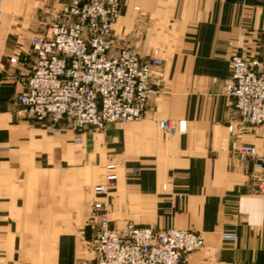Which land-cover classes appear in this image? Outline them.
<instances>
[{
	"label": "crops",
	"instance_id": "1",
	"mask_svg": "<svg viewBox=\"0 0 264 264\" xmlns=\"http://www.w3.org/2000/svg\"><path fill=\"white\" fill-rule=\"evenodd\" d=\"M0 2L14 24L0 26V264L92 262L94 188L108 163L119 176L113 226L200 232L205 245L187 264H264V196L252 162L235 153L244 142L264 153V125L240 128L225 91L234 53L264 61V0H121L113 33L142 59L162 58L158 91L143 119L81 138L68 128L48 133L15 103L35 64L31 34L43 31L49 7L71 0ZM164 119L186 129L166 133Z\"/></svg>",
	"mask_w": 264,
	"mask_h": 264
},
{
	"label": "built area",
	"instance_id": "2",
	"mask_svg": "<svg viewBox=\"0 0 264 264\" xmlns=\"http://www.w3.org/2000/svg\"><path fill=\"white\" fill-rule=\"evenodd\" d=\"M47 12L46 30L29 38L36 59L16 97L20 114L46 122L48 133L67 122L76 136L89 126L141 120L155 92L152 75L163 60L154 55L141 61L138 52L119 43L113 24L121 14L120 0H71ZM2 15L0 2V23ZM10 61L16 63L17 58ZM231 69L226 91L234 100L240 125H263L264 62L235 54ZM159 125L171 134L186 129L182 121L164 119ZM235 152L241 161L252 162V182L264 196V153L250 143H240ZM116 170L115 164L107 166L105 181L95 187L98 194L116 184ZM108 207L105 199L94 203L93 264H187L185 255L205 245L202 234L192 229L155 231L132 223L112 229ZM262 227L264 233V209Z\"/></svg>",
	"mask_w": 264,
	"mask_h": 264
},
{
	"label": "rangeland",
	"instance_id": "3",
	"mask_svg": "<svg viewBox=\"0 0 264 264\" xmlns=\"http://www.w3.org/2000/svg\"><path fill=\"white\" fill-rule=\"evenodd\" d=\"M120 4H121V0H120ZM135 8L136 9H139V7L138 6H135ZM121 10H122V8H121ZM42 12V11H41ZM46 13H48L47 11H46ZM7 14V13H6ZM48 19L49 18H47L46 17V19L44 20V24H42L45 28L43 29V31L42 32H44L45 30H46V28H47V24H48ZM3 20L4 21H7L8 19H5L4 17L2 18V22L0 23V26H1V24L3 23ZM117 21V20H116ZM12 22H5V24L7 25V26H12V25H14L13 23L11 24ZM42 32H38V33H33V34H31V37L32 36H34V35H41V33ZM134 49V48H133ZM135 50V49H134ZM136 52H138L137 50H135ZM138 54H139V52H138ZM235 54H237V55H239V56H241V57H243V58H245V59H249V60H251V59H259V58H246V57H244V56H242L241 54H239V53H234L233 55H235ZM155 55H157V54H155ZM232 55V56H233ZM139 56V59L141 60V61H145V60H147V59H149V58H151V57H149V58H147V59H142L141 58V56H140V54L138 55ZM232 56H231V58H232ZM231 58H230V67H231ZM259 60H261V59H259ZM262 61V60H261ZM163 62V61H162ZM262 62H264V61H262ZM161 65H162V63H161ZM161 65L159 66V67H157L156 69H155V72L153 73V75H152V78H151V83H152V85H153V88H154V90H155V92L154 93H156L158 90H157V88H156V85H155V83H154V81H153V77H154V75H155V73H156V71L161 67ZM231 73H232V69H231ZM231 78V74H230V77H229V79ZM228 79V80H229ZM227 80V81H228ZM226 81V82H227ZM23 90H24V84H23ZM22 90V91H23ZM225 91H226V83H225ZM20 93V92H19ZM18 93V94H19ZM154 93H152V94H154ZM17 94V95H18ZM151 94V95H152ZM226 94H227V91H226ZM228 95V94H227ZM229 96V95H228ZM17 97V96H16ZM230 97V96H229ZM232 98V97H231ZM233 99V98H232ZM149 100V99H148ZM234 101V100H233ZM15 103H16V101H15ZM17 105V104H16ZM16 110H17V112H18V114L21 116V117H23V118H25L24 116H22L21 114H20V112H19V109H18V107H16ZM146 110V109H145ZM144 116H145V111H144V114H143V117H142V119L144 118ZM25 119H31V120H34V121H37V122H39V123H42V124H44V126H45V128L47 129V126H48V124L46 123V122H42V121H39V120H37V119H33V118H25ZM169 120V119H168ZM138 121V120H137ZM133 122V121H132ZM176 122H178V121H176ZM115 123H128V122H125V121H120V122H113V123H108V124H106L105 126H103V127H101V128H97V127H94V126H89V127H87V128H85L82 132H81V134H80V136H76V134L78 135V133L75 131V130H73L70 126H69V124L67 123V122H63V124L61 123V130H59V131H56V132H54V133H50V134H55V133H57V132H60V131H62L64 128H68L69 130H71V131H73L74 132V134H75V137L76 138H81V136L88 130V129H93V130H95V131H105L107 128H108V126H110V124H115ZM230 125H232L233 126V124L230 122V124L228 125V127L230 126ZM264 125V124H263ZM234 127V126H233ZM245 126H242V125H240V128H244ZM254 127H256V126H254ZM230 128V127H229ZM230 130H233V129H230ZM245 143V142H244ZM251 144V143H250ZM236 151V150H235ZM236 153V152H235ZM237 155V154H236ZM237 158H238V156H237ZM239 159V158H238ZM240 160V159H239ZM241 161V160H240ZM243 162V161H242ZM109 164H115V163H108L107 165H106V167H105V170H106V172H105V176H104V179H103V181L100 183V184H102L104 181H105V178H106V175H107V166L109 165ZM116 165V164H115ZM117 167V166H116ZM117 172V171H116ZM117 175H118V173H117ZM119 177V176H118ZM118 180V179H117ZM117 180H116V184H117ZM100 184H98V185H100ZM116 184L111 188V189H109L108 191H107V193L106 194H98L97 192H96V190H95V188H94V191H95V193H96V199L92 202V215H91V218H90V221H89V224H90V226H91V228L93 229V226H94V224H95V211L93 210V207H94V203L96 202V200H98V198L99 199H105L106 200V202L109 204V207H108V217H109V224H110V227L112 228V229H116V228H119V227H122L123 225H125L126 223H132V224H135L136 226H139V227H149V228H152V229H154L155 231H163V230H165V229H162V230H160V229H156V228H154V227H152V226H150V225H140V224H137L136 222H134V221H132V220H128V221H126L123 225H121V226H113L112 224H111V219H110V209H111V200H110V196H111V193L113 192V190L115 189V187H116ZM98 185H96V186H98ZM95 186V187H96ZM181 198L183 197V196H180ZM170 228H172V227H170ZM175 228V227H174ZM263 228V227H262ZM166 229H168V228H166ZM180 229V228H179ZM192 230H194V229H192ZM196 231V230H195ZM198 232V231H197ZM198 233H200V232H198ZM201 234V233H200ZM203 236V235H202ZM223 237H224V239L225 240H233V239H235V237H233L231 234H228L227 232H225L224 234H223ZM93 238H94V236H93ZM92 244H93V239H92ZM92 247H93V245H92ZM204 247V246H203ZM202 247V248H203ZM198 250H200V249H198ZM195 251H197V250H195ZM195 251H193V252H195ZM93 252H94V260L91 262V261H88L90 264H93L94 262H95V249H94V247H93ZM193 252H191V253H193ZM188 254H190V253H188ZM188 254H186L185 255V257L188 255ZM186 260V259H185Z\"/></svg>",
	"mask_w": 264,
	"mask_h": 264
}]
</instances>
